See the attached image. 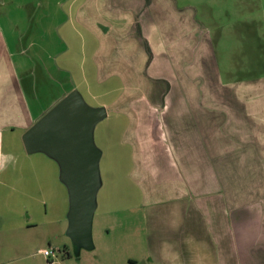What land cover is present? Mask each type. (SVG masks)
Instances as JSON below:
<instances>
[{
    "label": "crops",
    "instance_id": "obj_1",
    "mask_svg": "<svg viewBox=\"0 0 264 264\" xmlns=\"http://www.w3.org/2000/svg\"><path fill=\"white\" fill-rule=\"evenodd\" d=\"M53 1L62 17L50 42L44 22ZM34 2L25 7L37 11ZM37 2L44 32L39 48L28 29L18 38H27L31 49L13 50L0 22V186L11 188L3 172L26 158L45 165L44 175L32 166L34 194L47 199L48 165L64 193L57 162L42 152L28 154L22 136L82 84L83 101L123 118L122 143L137 150L128 178L140 199L104 211L127 220L130 213L141 223L137 240L126 243L128 264H264V97L251 84L264 74L222 83L214 38L184 0ZM212 64L218 69L214 87L207 84ZM89 79L120 80L118 97L105 102L110 91L93 93ZM129 237L128 231L124 240Z\"/></svg>",
    "mask_w": 264,
    "mask_h": 264
},
{
    "label": "rangeland",
    "instance_id": "obj_2",
    "mask_svg": "<svg viewBox=\"0 0 264 264\" xmlns=\"http://www.w3.org/2000/svg\"><path fill=\"white\" fill-rule=\"evenodd\" d=\"M1 1L3 5L0 6V22L11 48L13 50L15 47L23 50L31 49L27 48V38H23L22 42L18 38L25 35L28 29L31 32L30 35H33L32 38L30 36L29 41L36 40L35 43L39 48L41 34L44 33L41 28L42 16L37 14L42 12L38 6L39 0ZM184 1L192 3L197 8L196 18L206 29L205 33H209L210 37L214 38V53L219 63V77L222 83L243 81L255 74H264V53L262 52L264 50V0ZM31 2L37 3L38 12L31 4L25 7L26 3ZM54 3L53 1L48 5L50 18L44 22V27L49 28L50 42L55 37V27L62 17ZM14 25L15 30H13ZM209 49V59L212 61L214 59L211 47ZM52 50L53 48L50 53ZM31 65L32 63H29V66ZM212 67L207 84L214 87L218 83V79H214L215 76L218 78V69L214 64ZM79 81L76 79V82ZM88 81L93 93L101 90L110 91L105 98L102 97L105 102L117 98L121 90L118 79L100 80L101 84L93 79ZM195 82L200 80H194ZM246 84L247 82L240 85ZM251 84L257 86L258 95L261 93L258 97L263 98L264 80H257ZM81 86L82 88L78 86L76 89L79 95L82 90H85L84 85L81 84ZM64 89V87L59 88L58 93ZM47 91L41 99L43 107L48 105ZM197 97L198 100L202 98L201 95ZM209 98L215 100L216 95H210ZM84 103L93 109L100 108L88 102ZM115 117L107 115L96 124L93 130L94 145L101 154L98 170L103 186L97 192L98 208L90 222V245L86 246L75 241L68 234L67 190L62 187L63 193L60 185L56 184L50 166H47V199L39 198L34 194L32 182L30 183L29 179L32 180L33 176L32 166L37 172L42 170L44 175L45 165L37 160L19 158L16 165L7 166L3 172V179L8 173L10 174L11 188L6 187L4 183L0 186V264H128L126 257L131 253V245L126 243L137 240L135 234L140 229L141 223L137 216L131 217L130 213H128L130 218L128 220L125 214L119 211L109 217L104 215V211L108 209L128 207L140 199L138 189L128 178V172L132 166V152L137 150L128 143H122L126 121L121 117ZM49 162H52L57 169L53 161ZM45 202H47V215ZM128 231L130 237L126 241L124 235ZM138 240L140 243L143 239L139 236ZM134 248L136 259H139L141 250L138 245ZM44 250L53 251L55 257L47 260L43 256Z\"/></svg>",
    "mask_w": 264,
    "mask_h": 264
},
{
    "label": "water",
    "instance_id": "obj_3",
    "mask_svg": "<svg viewBox=\"0 0 264 264\" xmlns=\"http://www.w3.org/2000/svg\"><path fill=\"white\" fill-rule=\"evenodd\" d=\"M104 108L88 107L77 91L59 100L22 136L28 154L42 152L57 162L60 180L69 195L68 234L90 245L89 227L100 187V151L93 142L96 124L105 118Z\"/></svg>",
    "mask_w": 264,
    "mask_h": 264
},
{
    "label": "built area",
    "instance_id": "obj_4",
    "mask_svg": "<svg viewBox=\"0 0 264 264\" xmlns=\"http://www.w3.org/2000/svg\"><path fill=\"white\" fill-rule=\"evenodd\" d=\"M43 256L48 260L52 257H55V254L53 251H47V250H44L43 251Z\"/></svg>",
    "mask_w": 264,
    "mask_h": 264
},
{
    "label": "trees",
    "instance_id": "obj_5",
    "mask_svg": "<svg viewBox=\"0 0 264 264\" xmlns=\"http://www.w3.org/2000/svg\"><path fill=\"white\" fill-rule=\"evenodd\" d=\"M150 2V0H146V4H148ZM146 50L148 52V54H150V50L148 49V47L146 46Z\"/></svg>",
    "mask_w": 264,
    "mask_h": 264
}]
</instances>
